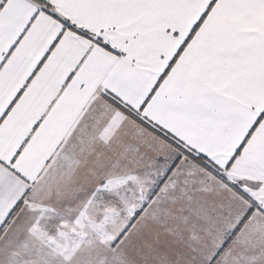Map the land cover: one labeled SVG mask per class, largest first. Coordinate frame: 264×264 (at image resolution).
<instances>
[{"label": "snow or ice", "instance_id": "6c2138e0", "mask_svg": "<svg viewBox=\"0 0 264 264\" xmlns=\"http://www.w3.org/2000/svg\"><path fill=\"white\" fill-rule=\"evenodd\" d=\"M0 264H264V0H0Z\"/></svg>", "mask_w": 264, "mask_h": 264}, {"label": "rangeland", "instance_id": "374dc122", "mask_svg": "<svg viewBox=\"0 0 264 264\" xmlns=\"http://www.w3.org/2000/svg\"><path fill=\"white\" fill-rule=\"evenodd\" d=\"M72 211H73L72 209H65V212H66V213H69V214H70Z\"/></svg>", "mask_w": 264, "mask_h": 264}]
</instances>
